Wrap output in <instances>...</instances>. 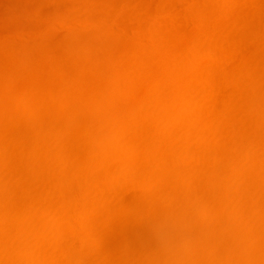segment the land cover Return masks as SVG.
Returning a JSON list of instances; mask_svg holds the SVG:
<instances>
[{
	"label": "bare ground",
	"instance_id": "obj_1",
	"mask_svg": "<svg viewBox=\"0 0 264 264\" xmlns=\"http://www.w3.org/2000/svg\"><path fill=\"white\" fill-rule=\"evenodd\" d=\"M0 264H264V0H0Z\"/></svg>",
	"mask_w": 264,
	"mask_h": 264
}]
</instances>
